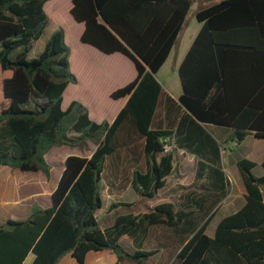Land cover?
<instances>
[{"label":"trees","instance_id":"1","mask_svg":"<svg viewBox=\"0 0 264 264\" xmlns=\"http://www.w3.org/2000/svg\"><path fill=\"white\" fill-rule=\"evenodd\" d=\"M47 1L0 0V165L48 177L45 154L53 146L83 150L91 141L95 149L89 157L65 158L49 206L0 225V264H21L29 252L31 264H56L68 252L82 264L87 252L102 249L112 250L118 264H144L163 250L170 264H264V172L253 173L254 161H236L244 204L217 222L213 236L206 233L231 187L220 149L234 150L248 134L264 138V0H218L196 11L200 28L178 67L177 102L155 73L191 0H71L69 14L83 24L80 41L123 54L136 70L109 95L128 97L111 123L91 119L75 99L61 107L65 88L77 82L62 27L28 57L49 24ZM202 124L224 128L220 144ZM165 138L174 139L169 153L162 149ZM140 140L147 167L133 172L131 185L141 198L153 199L164 186L178 148L194 155V181L178 200L145 213L121 203L126 211L102 227L96 211L103 171ZM261 166L264 171V160ZM123 234L132 240L131 251L118 241Z\"/></svg>","mask_w":264,"mask_h":264},{"label":"crops","instance_id":"2","mask_svg":"<svg viewBox=\"0 0 264 264\" xmlns=\"http://www.w3.org/2000/svg\"><path fill=\"white\" fill-rule=\"evenodd\" d=\"M55 2L56 0H48L44 4V10H46L48 14H52L56 17L58 13L57 9H59L60 4ZM49 4H52V6ZM47 5H49V8ZM70 6L71 3L69 8ZM74 26L76 27V31L72 36H69L64 29V40L66 43H72L73 45L70 47L69 65L71 71L77 77V82L69 83L65 88L61 107L66 108L71 100L77 99L87 107L88 114L91 119L96 122L105 120L111 123L117 116L120 109L125 105L128 97L111 99L109 95L113 90L124 86L135 78L136 70L134 64L128 57L121 53L115 52L112 54H104L94 46L82 43L80 41V35L83 31V24L76 22L74 23ZM194 37V35H189L188 39H184L186 42H184L181 50L178 51V55L173 53V59L170 60L171 54L175 49L176 38L167 58L155 73V78L160 83L164 92H166L176 102L181 94V86L179 82L178 87L171 89L170 77L176 76V73L178 76L179 64L191 45ZM163 69L164 73L162 74V78H160L158 74ZM104 82H107V85L104 91H101V86ZM81 87L85 89V94H79L76 92V90ZM70 89L75 90L74 94L68 99H65V93ZM202 125L218 142V144H220V140L224 138V128L212 124ZM162 127H165V123H163ZM247 136H252L254 139H258L252 134H248ZM258 140L264 141V139ZM76 148L77 147H71L68 145H57L50 148V150L45 154V159L49 165L51 163L50 161L55 163L58 169L54 171L53 166L50 165V175L48 177L41 170L22 171L20 169H12L7 165H0V225L8 219L23 220L30 215L33 208H45L50 205L51 193L57 186L58 180L64 168L65 158L69 155L89 157L95 149V145L91 141H88V149L80 150L79 148ZM128 149L127 154L122 153L120 155L119 162L116 166L106 168L103 171V176L99 182L102 204L101 208L96 211L98 220V211L103 208H110L111 204L115 205V209H127V206L121 203H133L134 209L136 207H144L142 211L133 210L134 213H145L149 211V208H153L158 203L174 201L171 198L174 194L178 200L181 194L186 190L185 187L194 181V155L178 148L176 151L179 155V170L176 173L172 171V173L166 178L164 186L156 192L153 198L155 201H153V199L141 198L132 188L131 180L135 170L138 169L145 171L147 167L146 157L142 149V141L140 140V145L139 143H136V147H134L132 143L128 144ZM225 151L226 149H220L221 166L232 184L234 182H232L229 178V174L223 165L222 155ZM245 157L254 161L256 163L255 167L259 165L261 166V162L264 160V155L261 156L259 160H254L253 157ZM255 167L253 168V172ZM263 172L262 168L261 173L255 175L260 176ZM170 181L172 182L171 185H169ZM168 191H170V193L164 195V192ZM244 193L245 189L243 186L242 196ZM225 197L219 203L218 207L222 206L225 202ZM243 204L244 197L240 204L237 205V208L231 212H234ZM226 214L219 216L217 218V222ZM113 220L114 216H111L106 219L104 224H101V226H108L113 222ZM213 233H207V235L213 236ZM118 241L126 250L131 251L133 245L130 237L123 234L119 237ZM33 259L34 254L29 252L21 264H31ZM56 264L80 263L71 254V252H68L64 254ZM82 264H118V261L116 254L112 250L102 249L87 252ZM120 264H130V262L128 260H122Z\"/></svg>","mask_w":264,"mask_h":264},{"label":"rangeland","instance_id":"3","mask_svg":"<svg viewBox=\"0 0 264 264\" xmlns=\"http://www.w3.org/2000/svg\"><path fill=\"white\" fill-rule=\"evenodd\" d=\"M218 0H192V3L190 5V8L188 10V13L185 17V21L183 24V27L179 33V36L175 42V49L174 52H172L170 60L173 59L172 55L173 53H176L178 55V51L181 50L184 42V39H188L189 35H194L197 33L200 24L199 22L196 20L195 18V12L199 9L202 8L206 5H209L213 2H216ZM57 4H60L59 9H57V15L56 17L52 14H48V12L45 10L46 14L48 15L49 18H51L47 28L45 29L44 33L40 36L39 39H37L34 42V45L31 49V51L28 54L29 58L32 57H36L38 55V53L40 51L43 50L44 45L46 40L48 39V37L50 36V34L56 30L59 27H62L63 30L65 29L66 32L68 33L69 36H72L74 34V32L76 31V27L74 26V23H76L71 15L69 14V5L71 3V0H56ZM50 6H52V4H49ZM47 5V7L49 6ZM56 5V4H55ZM49 8V7H48ZM68 45V47L70 48L72 45V43H66ZM184 48V47H183ZM1 73V70H0ZM164 73V69L158 74L160 78H162V74ZM1 77V76H0ZM170 88L174 89L176 87H178L179 85V80H178V76L176 73V76H171L170 77ZM107 85V82L102 83L101 86V91H104L105 87ZM73 89L68 90L65 93V99H68L69 97H71L74 94ZM77 93L79 94H85V89H83L82 87L79 88L78 90H76ZM77 100V99H75ZM79 101V100H77ZM80 102V101H79ZM4 105V101L2 98V94H1V83H0V106ZM31 105V104H30ZM29 106V105H26ZM71 149V148H69ZM77 149V148H76ZM174 173H176L179 170V155L177 154V151H174ZM264 155V141L262 140H258V139H254L252 136H247L245 137V139L242 141V143L239 146H236L234 148V150L232 151H228L226 150L223 155H222V160H223V165L225 166L227 173L229 174V178L231 179L232 183L230 190L227 194V196L225 197V202L222 204V206L218 207L216 212H215V216L213 217V219H211V221L209 222L207 228H206V233H213L214 228H215V224L217 222V218L223 214L229 213L231 211H233L234 209L237 208V205L240 204V202L243 199L242 196V189H243V184L242 181L240 179L239 173L237 171L235 162L238 158H242L245 156L248 157H253L254 160H259V158L261 156ZM50 165L53 166V170L56 171L58 169L57 165L55 163H52V161H50ZM261 169L262 167L259 165L257 167H255L254 169V174H259L261 173ZM171 181L169 182V185H171ZM173 187V186H172ZM175 188V186H174ZM170 191L168 192H164V195L169 194ZM173 200L176 199V195H172L171 197ZM153 201H155L153 199ZM101 208V207H100ZM148 208V207H147ZM144 209V207H136L134 210L136 211H142ZM151 208H149L148 210H150ZM126 209L123 208H118L115 209V206L110 207L108 209H101L98 211V217L100 220V224H104L105 220L110 218L111 216H115L116 214L122 213L123 211H125ZM133 249V248H132ZM131 249V250H132ZM171 260H169V253L165 250L160 251L158 254H156L155 256L151 257L150 259H148L144 264H170ZM130 264H132L130 262Z\"/></svg>","mask_w":264,"mask_h":264},{"label":"built area","instance_id":"4","mask_svg":"<svg viewBox=\"0 0 264 264\" xmlns=\"http://www.w3.org/2000/svg\"><path fill=\"white\" fill-rule=\"evenodd\" d=\"M174 147V139L173 138H165L163 142V152L164 153H169L173 150Z\"/></svg>","mask_w":264,"mask_h":264},{"label":"water","instance_id":"5","mask_svg":"<svg viewBox=\"0 0 264 264\" xmlns=\"http://www.w3.org/2000/svg\"><path fill=\"white\" fill-rule=\"evenodd\" d=\"M256 138H258V139H264V138H261V137H256Z\"/></svg>","mask_w":264,"mask_h":264}]
</instances>
